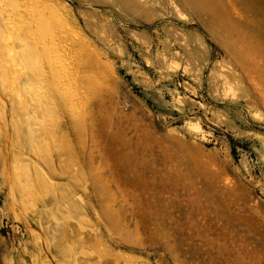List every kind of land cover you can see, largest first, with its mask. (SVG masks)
I'll use <instances>...</instances> for the list:
<instances>
[{"label":"rangeland","instance_id":"obj_1","mask_svg":"<svg viewBox=\"0 0 264 264\" xmlns=\"http://www.w3.org/2000/svg\"><path fill=\"white\" fill-rule=\"evenodd\" d=\"M0 264H264V0H0Z\"/></svg>","mask_w":264,"mask_h":264},{"label":"bare ground","instance_id":"obj_2","mask_svg":"<svg viewBox=\"0 0 264 264\" xmlns=\"http://www.w3.org/2000/svg\"><path fill=\"white\" fill-rule=\"evenodd\" d=\"M41 29H42V28H41ZM50 34H51V33H50ZM51 35H52V34H51ZM52 40H53V39H52ZM54 40H55V38H54ZM54 40H53V41H54ZM50 42H51V41H50ZM54 42H55V41H54ZM66 42H67V40H66ZM48 43H49V42H48ZM48 47H50V46H48Z\"/></svg>","mask_w":264,"mask_h":264}]
</instances>
